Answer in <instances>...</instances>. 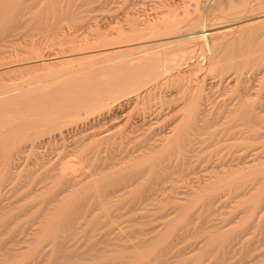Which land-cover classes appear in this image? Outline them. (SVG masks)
Returning a JSON list of instances; mask_svg holds the SVG:
<instances>
[{
    "label": "bare ground",
    "instance_id": "obj_1",
    "mask_svg": "<svg viewBox=\"0 0 264 264\" xmlns=\"http://www.w3.org/2000/svg\"><path fill=\"white\" fill-rule=\"evenodd\" d=\"M13 1H11V3ZM6 3H7V1L0 0V14H2V12L8 7V6L6 8L4 7V5H6ZM14 3L16 4V2H14ZM188 5L189 6H187V5L185 6L186 8H182L178 11H172V10L170 11L169 10L170 13L167 12L168 10H165L168 13V15H163L162 17L156 15L157 18L155 20H153V22H152V20H151V22H148L149 21L148 20L146 23L143 24V26L142 25H135L134 22H133L134 25H132L130 23L132 26L129 27V25H128L129 29H126L128 31V33H125L126 30L124 28L125 31L124 30L122 32L119 31L118 33H115V35L113 34L116 39H119L120 37H122L123 39L125 38L124 40L121 38L122 40L119 39L121 41L114 42L116 44L110 45V43H111V41H110L109 45L102 44V46L103 45H105V46H103V47H101V46L92 47V46H89L91 44V43H89L90 41H88V42L86 41L87 45L89 43V45H88L89 49L87 48V50L86 49L83 50L80 48L81 51H78V52H73V53H68V54L65 53V54H62L60 56L58 55V57L56 56L57 62L56 61H50L49 62V59L53 60L55 58V57L52 58L50 55H49L50 57H46V58L42 57V59L41 58L36 59L35 63H40V64L45 66V67H43L40 65L41 67H43L44 69L46 68L45 70H42L45 72L40 71L43 74H39V75L37 74L36 76L29 77V78L27 77L28 79L26 78L22 81L19 80V82L11 81V83H3L4 81L3 82L1 81V83H0V197H1V200H0V216L3 219L2 223L4 224V228L14 229V228L18 227V225L20 223L18 221V217L20 215L30 213L33 208H36L35 206L32 208L31 206H33V205H30V207H27V208H23V206H20V207H22V208H20L22 210V212L20 211V215L16 217V213L14 214L13 213L14 209H12L15 206L12 208L10 206L5 207L4 205H2V202H1L4 199V193H6V192H4V188L6 187L7 182L9 183V181L13 178L12 169L13 168L14 169H23L24 166L22 165L23 167H21V164H23V163H20L18 161L20 160L19 158H23L22 156L26 155L24 158L27 157L29 159V163L27 165V167L29 166V168L27 170L24 169L25 172L24 171L23 172L25 174H21V175L23 177H26V179H28L29 181L31 180L30 182H33L34 187H32V190L29 192L28 190H26L28 187H25L26 188L25 189L22 186L25 189V191H23V192H25V193L27 191L29 192L28 195L31 197V198L29 197L30 201L38 199V198L41 199L40 202H38L39 204L38 203L35 204V205H40L39 208H37L36 210L33 211V213L36 214V217H34L32 215L33 216L32 220L37 221L38 219L36 220V218H39L40 221L38 220L36 222V226L34 225V227H33V225H31V228L33 227L32 229L30 227H28L26 224V228L27 229L30 228L33 235H35L34 239H33V244L29 245V246H33L31 248L33 249L32 250L33 252L36 251V252H34L35 254L36 253L40 254L41 251L43 252V250L45 249L44 247H46L48 244H50V246H52V244L55 243V246H56V243H58L60 239H61L60 243L57 244L59 247L58 250H60V249L64 250L65 249L63 247L64 246L63 244H65V242H66V244L71 243L69 241L72 239H69L68 236L71 235L73 232L75 233V231L71 232L70 227H72L74 230L75 229L77 230V228H79V226H82V225H80V221L78 219L80 217H77V216L73 217L72 212L74 214V207L79 202L81 203V201H83L84 199H87L86 197H89L90 195H92L90 199H92V200L94 199V201H95V202L92 201V202H94V204L93 203L91 204L93 207L88 208L91 206H88V207L83 206L84 208H82V206H81L79 208V210L82 208L81 210L85 211V212L79 211V213L81 212V216H84L87 219L89 217L88 220H90V223H92L94 220L99 218L98 215L95 216L96 215L94 213L95 209L96 210H98L99 208H102L103 210L106 209V208H104L105 205L103 204L104 200L102 197H105L107 199V196H108L109 200H111L110 199L111 197H109V196L113 195L114 193L117 192V194H119V193L120 194L117 195L116 197H122V196L125 197L127 195L126 198L128 199V195H130L131 197H133V199L135 198L134 202H136V199L140 198L138 201L140 203V202H144V199L147 202L149 197L156 196L158 194V191L164 189V186H165V188L168 187V185L166 186V184H164V183H166L165 181L169 180V177H170L169 173L171 171H168V170L171 167L172 171H173V169H174L173 167H175L174 164L176 162H178L176 157H178V159H180V155H181L180 153L181 152L175 154V156L173 155V157L176 158V160H177V161L175 160L176 162L174 161L175 163L173 164L174 165L173 167H172L171 162H173L172 160H174V159L172 157L170 160V156H169L171 154H167L168 155L167 157H162V156L166 155V151L168 152V151L172 150L171 152L173 153L174 150H179V149L183 153L186 152V154H188V152H191L190 151L191 147H195V143H192L193 146H190V143L192 141H194L195 137H201V136L196 135L194 138L189 137L190 136L189 134H191L190 129H192L193 122L195 120H200L205 124L208 123V120L205 118L207 115L206 114L207 110H205L203 107H200V105L204 103L203 99H201L200 88H191L190 91H188L182 97L173 96L171 94L172 96L169 97L170 99L168 98L169 99L168 103L171 102L174 104V101H179L180 99H182L184 106L186 105L184 108L185 113H183L184 115L179 116V118H180L179 121H177L175 119L174 121L167 123L165 125V128H167V130H165L166 132H160L161 130L159 131L160 133L158 132L160 135L159 138L157 136L156 137L154 136L156 131L153 132V134H154L153 136L155 137L153 139L154 140L156 138L158 139V140L156 139V142H153L152 141L153 139L151 140L150 137H148L149 135H147L146 133H145V135H147L148 140L150 139L149 142L146 139L147 137L144 135L142 136L144 138V140L139 139L141 137L138 135L141 132L140 130H139L140 132L138 131L139 132L138 134H135V132H137V130L139 128H142V126L144 124L145 125L149 124V122H147L148 119H146V118L148 117L147 116L148 113L150 114L151 112H149L147 110H149L148 109L149 108V100L151 99V93H153L152 92L153 88L148 87L149 83L157 81V79H160V77H161V79H164V81H165L164 82L162 80L163 84L164 83L171 84V83L176 82L177 78L173 77V74H174L173 70L176 71L177 70L176 68L180 65V63H183L181 61L183 59L182 58L183 56L185 57V59H187V58L189 59L191 57H192V59L194 58V60H192V62H191V63H193L194 67L195 68H204V70H207V71L216 70V72H218V71L221 72V71H224L226 69L227 70L230 69L229 71L234 69L235 71H237V72L239 71V73H240V71H242L243 69H247L248 66H255V65H260V64H263V66H264V54H261V53L255 54L258 50V47H257V44H258L257 40L259 39L258 37L259 36L262 37L264 35V0H200V1H197L194 3L192 2V4H188ZM12 7H13V4H12ZM170 8H171V6H170ZM6 11H7V9H6ZM10 13H12L11 10H10ZM5 15H6V13H5ZM6 16H9V15H6ZM3 18H5V17H3ZM6 20L7 19L4 20L2 26H4ZM7 22L8 21H6V23ZM48 23H50V22H48ZM12 24L14 26L13 22H12ZM6 28H7V25H6ZM48 28H50V26ZM8 29H9V27H8ZM204 34H206V36H207L206 41L203 40ZM104 36L105 37H103V35H102L101 39H103V38L106 39V36H108V34H105ZM108 37H107V39H108ZM114 37L112 39H115ZM107 39L105 41H108ZM102 41H104V40H102ZM90 47H92V48H90ZM262 47H263V45H262ZM26 48H28V47H26ZM61 48H62V46H61ZM33 49L35 50V47ZM38 53H41V52L38 51ZM45 55H47V54H45ZM32 58H33V56H32ZM25 59L27 60L26 57H25ZM33 60H32V62H30V61H23V62L26 63L25 64L26 67L27 66L30 67L33 65L32 64L34 62ZM186 61H188V60H186ZM13 62H14V60H13ZM54 62H56L59 66L69 64V63L71 64L73 62H77V63L67 65V66H63L62 69H60V71H58V72H55V71L50 72L49 71L50 68L52 69L51 65L53 67L55 65ZM3 64L5 65L6 62H3ZM48 66L50 68H47ZM0 67H1V65H0ZM11 68H13V67H11ZM11 68H10V70H11ZM18 68H19V66H18ZM6 70H8V68ZM46 70H48V71L46 72ZM191 71H193V70H191ZM183 72L185 73V71H183ZM31 74H33V73H31ZM221 74H222V72H221ZM22 79H23V77H22ZM179 79H182V78L179 77ZM8 82H10V81H8ZM158 83H159V81H158ZM166 84H164V85H166ZM235 85H237V84H235ZM166 87H167V85H166ZM249 90H250V88H249ZM262 90H264V89H262ZM153 91H154V89H153ZM171 91H173V90H171ZM259 91H258L257 96L260 95ZM228 93H230V92H228ZM244 93H245V91H244ZM248 93L250 94L251 92H248ZM152 95H155V94H152ZM167 97H165V99H164L165 101H167L166 100ZM261 97H259V98H261ZM152 98H153V96H152ZM233 98H235V97H233ZM249 98H251L250 95H249ZM263 98H264V96H263ZM200 99H201V102H203L201 104H200ZM254 100H255V103H258V101H257L258 98H257V100L256 99H254ZM250 101H251V99L247 103L250 104L249 103ZM239 102L241 103V101H239ZM246 102H245V104H246ZM165 103H167V102H165ZM175 103H177V102H175ZM170 104H167V105H170ZM241 104L243 105L244 103H241ZM245 104L243 106H245ZM132 105H134V106L139 105L140 106V107H137L135 109L134 115L137 114L136 116H134L135 121H134L133 116H131V115H133L131 112L132 111L131 110ZM202 106H204V105H202ZM237 106L240 108V106L237 104L236 109H237ZM250 106L251 107L253 106V108L256 111V108H255L256 105L254 106V105L250 104ZM206 108L208 109V106H206ZM229 108L227 109V112H229V111L231 112V109H229ZM241 108L243 111L244 110L246 111V113L243 112L245 114L243 118L246 117L245 120H248L247 124H249L248 122L249 121L251 122V119H247V117H248L247 112H249V110L247 111L246 109H243V107H241ZM169 109H171V107ZM242 110H241V112H239L240 109L235 111V113H237V114H235L236 119H237V117L239 118V116H237V115H238V113H242ZM178 111H179V109L177 110V112ZM261 112H260V114H261ZM170 114L173 115L175 113H170ZM167 115H169V114L167 113ZM253 115H254L253 119L255 117H257V115L255 113H252V116ZM165 116H166V114H165ZM176 116H177V113H176ZM168 117L169 116H166L167 120H169ZM240 117H241V115H240ZM132 118H133V121L131 120ZM258 118L259 119L261 118V120H260L261 122L259 121V119H255L254 121L253 120L252 121L255 122L257 120V121H259L260 124L262 123V125H264V122L262 121L264 118L259 117V116H258ZM229 120L231 121V119H229ZM136 122L137 123L140 122L142 125L136 124ZM238 123H241V122L237 121V124H236L237 126H235V123H234V126H235V127H233L234 130H235V128H237L239 126ZM217 124H218V122H217ZM227 124H229V122ZM258 124H257V127L259 126ZM138 125H141V127L139 126V128H138L137 127ZM157 125H159V124H157ZM161 125H162V122H161ZM213 125H216V123H214ZM250 125H251V128L254 127V129H255L254 124H249V126ZM240 126H241V124H240ZM246 126H245V128H248ZM144 127L145 126H143V128ZM152 127L153 126L151 125L150 127H147V128L148 129L150 128L152 130ZM211 127H213V126H211ZM227 127H229V125ZM230 127H231V124H230ZM143 128H142V132H143ZM258 128H260V127H258ZM207 129L210 130L212 128L207 127ZM207 129H206V131H207ZM144 130H145V128H144ZM237 130L238 129H236V132H235L231 129L230 134L232 135L233 132L237 133ZM149 131L150 130H148L147 133ZM215 131L216 130H214L213 132H215ZM254 131H256V129ZM150 132H152V131H150ZM257 132H258V130H257ZM261 132H263V131H261ZM161 133H164V134H161ZM215 133H213V135ZM242 133H244V132H241V134ZM251 133L252 134H250V135H252L253 138L257 135V133H254V132H251ZM196 134H198V133L196 132ZM241 134H235V136L233 138L234 141H236L237 139L240 140L242 135H243V134L242 135ZM141 135H142V133H141ZM200 135H204V131H203V133H200ZM208 135H210V133ZM215 135H217V133ZM219 135H221L220 131H219ZM219 135H218V137H219ZM239 135H241V136H239ZM253 135H255V136H253ZM263 135H264V133H263ZM225 136H226V134L223 137H225ZM246 136H249V135H246ZM246 136L243 135V137H246ZM223 137H222V139H224ZM204 138H206V137H204ZM250 138H251V136H250ZM145 139L147 140V142L145 141ZM199 139H201V138H198V139L196 138L197 146H198L199 141L200 142L203 141V140L201 141ZM208 139L210 140V138H208V136H207V140ZM247 139L244 138L245 141ZM207 140L204 139L203 142L206 143ZM250 140H252V139H250ZM259 140H261V139H259ZM255 141H256V139H254V142ZM241 142H242V140H241ZM249 142L251 143V141L244 142V143H249ZM212 143L210 144L211 147L214 144V143L213 144ZM237 143H238V140H237V142H235V144H237ZM239 143H240V141H239ZM218 144L221 145V143H218ZM252 144H253V141H252ZM182 146L185 147L184 149L187 151H188V149H186V148H189V151L187 152L184 149H181ZM241 146H239V148ZM243 146H245V145H243ZM198 148H200V147H198ZM191 150H193V148ZM213 150H214V148H213ZM221 150H223V149L221 148ZM226 150H227V148H226ZM256 150H258V149H256ZM216 152L219 154L218 149H216V151H214L215 154H216ZM183 153H182V155H183ZM247 153H248V151H247ZM209 154H210V152H209ZM182 155H181V160H179V162H178V166L180 167V169L179 168L177 169L175 167L176 170H174L177 173L180 172L178 170H181V166L179 165L180 161H182V163H184L183 162L184 159H182L183 158ZM189 155H188V157H189ZM250 155H251V157L252 156L254 157V155H255V157L252 159V161H250L249 159H248L249 161L247 160L248 164L252 162L251 166L252 167L254 166L253 169L250 172H247L248 174L247 173H246V175L243 174L242 171L246 172V170L249 167L248 165H246L247 163H245V166L247 168L245 167L244 170L242 168L241 169L242 171H238V169H237L236 173L238 172V175H235L233 178H230L228 180L226 178L227 181L224 182L225 184H223V185H229V188L231 189L232 185H236L234 183L235 182L237 183V181H238V183H237L238 189L239 188L241 189V186L243 184H244L243 186L245 188H246V186L249 188V189L247 188L249 190V192H246L245 188L241 189V191L238 190V191H240V192L237 191L238 195H244L245 196L244 198L252 196L251 192H254L257 195L256 200L254 198L252 200V202H250V204H253V207H252V205H249L250 207H252L251 209H248V210H250L249 215L247 213L245 215L246 218L244 215H241V218H242V219H240L241 225L243 224L242 222L246 223V221H247L246 219L250 218L249 220L253 221L254 218L251 219V216H252L251 214H254L257 211L256 209L262 208V207L260 208V206L258 207V205H257L258 203H260V205H262V203L264 202V160L262 159L261 154H258V153L256 154L254 152V155H252V154H250ZM232 157H233V155H232ZM244 157L245 156H243V158ZM248 157H249V155L246 158H248ZM163 158H167V160L169 158V160L164 163L165 160H162ZM221 158H223V157H221ZM246 158L242 159V157H241V159L243 161ZM239 159H240V156H239ZM218 160H220V159H218ZM231 160H230V165H232L231 162H233ZM254 160H255V162H257L256 165H253ZM256 160H258V161H256ZM24 161H25V159H24ZM234 161H235V159H234ZM236 161L239 162V160H237V159H236ZM243 161H241V162L244 163ZM217 162H218L219 166H221L223 163V161H222V163H219V161H217ZM188 163L190 164V161ZM234 163L232 166H234ZM215 164H217V163H214V166L212 165L214 168V169L211 168L212 172H215L214 170L217 169ZM218 164H217V166H218ZM236 164H235V167L237 166L240 169L239 166H241V165L239 163H238L239 166H238V164L237 165ZM183 165H182V168H184V166H185V165L184 166ZM242 165L244 166V164H242ZM176 166H177V163H176ZM232 166H231V169H234ZM189 167H192V166L189 165ZM199 167H200V165H199ZM222 167L223 166H221V169H222ZM252 167H249V168H252ZM184 169H187V168L185 167ZM191 169H193V168H191ZM174 171L171 172V174H172L171 176L176 174V173H174ZM219 171H220V168H219ZM233 171L234 170H232V172ZM184 172H185V170H184ZM216 172L215 173L218 174L222 171H220V172L216 171ZM226 172H227V169H226ZM239 172H240V175H239ZM20 173H22V172H20ZM189 174H190V176L193 175V174H191L190 171H189ZM179 175H177V176L175 175V176L176 177L179 176V178H180L182 175V177H184L181 172L179 173ZM210 175H213V174L211 173ZM210 175H207V176H210ZM229 175H231V174H229ZM241 175L243 176L242 178H241ZM207 176H206V179H208ZM221 176H223V175L218 174L217 176H215V175L210 176V178L208 179L209 183L212 185L211 182L214 181L212 177H215L214 179H216V182L215 181L214 182L216 184L220 183L221 181H223L225 179V178H223V180H221L220 179ZM237 176H239V178ZM249 176H251V177L249 178ZM171 178H174V177H171ZM184 178H187V177H184ZM201 178H200L201 180L197 179V181H196L197 183L195 182L196 184H194V189L196 187L197 190L199 188H200L199 190H201L202 189L201 187L208 185L207 181L204 180L203 177H201ZM248 178H249V180H248ZM17 179H19V178H17ZM28 180L26 183H24V186H26L27 183H29ZM172 180L170 179L169 181L172 182ZM217 180H219V181H217ZM241 180H243V182L240 185H238L240 183L239 181H241ZM244 180H245V182H244ZM232 181H234V183ZM174 182L177 183V181H174ZM179 182H180V180H179ZM175 183H173L171 185H174ZM11 184H12V182H10L9 185L11 186ZM30 184H32V183H29L28 185H30ZM109 184L111 187L109 189L105 188V187H109L108 186ZM188 184H189V181H188ZM214 184L212 186L216 185V184L215 185ZM221 184H219V185L217 184V185L220 187ZM33 185H31V186H33ZM230 185H231V187H230ZM175 186H174V188H173V186H171V187L173 189H175L176 188ZM191 186H189V187H191ZM237 186H235V187H237ZM103 187L106 190H104V191H103V189L101 190V188H103ZM217 187L215 186V188H217ZM221 187H222V185H221ZM168 188H170V187H168ZM211 188L213 190V187H211ZM215 188H214V190H215ZM29 189H31V188H29ZM142 189H144V190L141 192ZM173 189H170V190H173ZM192 189H193V187H192ZM194 189L192 191L189 190V193L194 192L193 193L194 195H195V193L199 194V190L197 192V190L195 189V191H196L195 192ZM209 189H206V190H209ZM233 189H234V187H233ZM235 189L237 190V188H235ZM206 190L204 189L202 192L200 191V193L204 194ZM217 190L219 191V189H217ZM217 190H216V194H218ZM19 191L20 190H18V192ZM121 191H123V192H121ZM166 191L168 192V190H166ZM166 191H163V193ZM210 191H211V189H210ZM213 191L210 193H213ZM177 192H179V191H177ZM88 193H90L89 196H87ZM159 193L161 195V192H159ZM171 193H172V191L168 192V194L171 195L170 197L174 198L173 196H175V195L172 196ZM210 193H208L209 196H210ZM247 193H249L250 196H248ZM216 194H212V196L210 197V199L212 201L208 200L209 202L207 203V205H209L210 202L217 200L218 195L216 196ZM9 195H12V193H10ZM137 195L139 198L138 197L136 198ZM164 195L165 194H163V196ZM182 195H185V194L183 193ZM190 195H191V193H190ZM220 195H221V192H220ZM188 196H189V194H188ZM196 196L202 197V195H199V196L196 195ZM204 196H207V194H204ZM234 196H235V194H234ZM156 197H154V201H155ZM168 197H166V198L162 197L163 198L162 201H164V199L168 200ZM189 197H191V196H189ZM192 197L194 198L193 195H192ZM203 197H202V199H203V201H205L203 203L206 204L207 201ZM113 198L115 199L114 195H113ZM159 198H157V199H159ZM162 198H160V200ZM182 198H184V197L182 196ZM182 198H179V199H182ZM90 199H89V201L91 203ZM127 199H125V200H127ZM142 199H143V201H141ZM240 199H241V197H240ZM7 200L5 202H7ZM109 200L107 201L108 205L110 202H113L112 200L109 202ZM118 200H119V198H118ZM149 200H152V202H153V199H149ZM160 200H156V201H160ZM183 200L184 199H182V201ZM191 200L192 199H190V201ZM193 200H194V202H191V203H193V205H194L195 199H193ZM198 200L199 199H197L196 202H198ZM237 200H238V198H237ZM244 200H246V199H244ZM244 200H242V202L241 201L240 202L245 204L246 201H247L246 203H248V201H251L248 199L246 201H244ZM10 201L11 200L9 199V202ZM123 201H122V203L125 202V201L124 202ZM179 201H177V203H176V208L181 207L182 205H183L182 206L183 208L185 206H186L185 208H187V205H186L187 200H186V203H179ZM259 201H262V202H259ZM5 202H3V203H5ZM100 202H103L101 205H104V206L103 207L102 206L101 207H99V206L95 207V205L96 204L98 205ZM114 202H113V204H115ZM118 202L121 203L120 201H118ZM165 202H167V201H165ZM200 202L201 201H199L198 203H200ZM15 203L16 202H14V204ZM88 203L89 202H87V204ZM128 203H127V205H128ZM162 203L163 202H161L160 205H162ZM178 203L180 206L179 205L177 206ZM10 204H11V202H10ZM201 204H202V202H201ZM5 205H7V204H5ZM21 205H23V204H21ZM110 205H112V204L110 203ZM157 205H156V207H157ZM233 205H235V204H233ZM246 205L248 206V204H246ZM133 206H131V207H133ZM148 206H150V205H148ZM211 206L212 205L210 204L209 209L212 208ZM97 207H98V209H97ZM188 207L190 208V206H188ZM214 207H215V205H214ZM85 208H86V210H85ZM107 208L112 209V207H110V206H108ZM140 208H141V206H140ZM165 208L166 207L164 205L163 209H165ZM176 208H175V210L177 212L178 209H176ZM137 209H135V210H137ZM163 209H162V213H163ZM179 209H182V208H179ZM191 209H192V207H191ZM100 210L101 209H99V211H98L99 214L104 212L103 216L105 217L107 214V213L105 214V210L103 212ZM116 210H118V209H116ZM120 210L122 211L123 209H120ZM155 210H157V209H155ZM159 210L160 209H158V211ZM194 210L195 209H193V213L196 215L197 212L195 213ZM262 210H264V208ZM18 211H19V208H18ZM142 211H143V209H142ZM179 211H178V213L182 214L183 209L180 212ZM106 212H110V211L108 210ZM132 212L133 211H131L130 213L132 214ZM167 212H169V211L167 210ZM167 212L165 214H167ZM70 213L72 216L69 215ZM77 213H78V211H77ZM113 213H114V211H113ZM257 213H258V211H257ZM121 214H122V212H121ZM172 214H174V213H172ZM190 214L192 216H194V214H192V212H190ZM190 214H189V216H191ZM207 214H206V217H207ZM258 214L261 215L262 213L261 214L258 213ZM109 215L111 217V213ZM109 215H107V217H109ZM163 215H164V213H163ZM169 215H165V216H169ZM176 215L177 214L172 215V218H171L172 221L171 222L175 221L174 219H175ZM201 215H200V218L202 220ZM79 216H80V214H79ZM173 216H175V217L173 218ZM180 216L181 215H179V221L181 220V222H182L183 221L182 219H184V218L180 219ZM234 216H235V214H234ZM68 217H73V218H69V223L66 221V218L68 219ZM113 217L116 218L115 214ZM119 217L120 216L118 215V218ZM160 217L162 219V216H160ZM203 217H205V216L203 215ZM165 218H164V221L166 222ZM188 218H185L186 220L184 219L185 222L183 221V223H181V222L180 223L184 224V226L187 225V223L189 222V221H187ZM110 219H106V220L110 221ZM167 219H168V217H167ZM191 219L192 218L190 217V220ZM255 219H256L255 221H257L258 219H261V222L264 223V219L261 217L260 218L257 217ZM262 219H263V221H262ZM29 220L26 219V221H29ZM197 220L201 221L199 218ZM197 220L192 219V222L193 221L197 222ZM258 221H260V220H258ZM15 222H16V224H14ZM86 222H87V224L86 223H84V224L89 225L88 221H86ZM110 222L112 223V221H110ZM171 222H168L167 225L169 223L175 224L178 222V220L176 222H173V223H171ZM204 222H206L205 219L203 220V222H199V223H204ZM261 222H259V223L261 224ZM26 223H28V222H26ZM66 223H68L69 231L66 230V232L65 231L63 232V230H62V228H60V226L63 227V225L64 224L66 225ZM111 223H109V224L111 225ZM137 223L140 224L139 222H137ZM249 223H250V221H249ZM249 223H246V225L244 227L246 228L247 226H249ZM132 224H133V222H132ZM181 224H180V228H181ZM237 224L239 225V222H237ZM253 224H252V222L250 223V225H253ZM255 224H257V223H255ZM20 225L22 228L21 223H20ZM93 225H95V224H93ZM120 225H122V224H120ZM193 225H195V224L193 223ZM243 225H242V227H243ZM174 226L175 225L166 226L165 230L168 227L169 228L166 230V232L163 231L164 233H163V235H161L162 237H159V238L148 237L149 239H147V240L146 239H144V240L142 239L143 241L139 240L140 243L136 242V244H135L136 246L134 245V248L132 246H131V248L128 247V248H130L129 251L132 249L133 250L132 252L134 254L132 253L133 254L132 258L130 257L131 255L129 256L130 258H128L127 256L129 255V253L131 251L127 252L128 253V255L126 256L127 258L125 257V260H124V261H126L125 264L129 260L130 261L132 260V261H131V263H127V264H141L143 261H144V264L146 261L148 263V261H150V259L152 257V255H151L152 252L155 251V253H156L157 250H160L157 253V254H160V253H162V249H164V248H165V250L167 249V252L165 251L167 254L169 252L168 247L171 245L168 246V245H164V244H167L168 238H171L170 237L171 235H175L172 233H176V231L174 232V230H177L176 227H178L179 225L175 226V227ZM201 226L199 227L200 229L197 227L200 232H202L201 230H203V232L207 231L206 229H208V228H207L205 223L203 224L204 228L202 227V229H201ZM210 226H212V225H210ZM215 226H218V225H215ZM162 227H163V225H162ZM183 227H182V229H183ZM188 227H189V224H188ZM261 227L262 226H260L259 229L264 230V228L261 229ZM263 227H264V225H263ZM21 228H18V229H21ZM185 228L186 227H184V229ZM233 228H235V227H233ZM209 229H208V231H209ZM230 229H232V227ZM89 230L91 231V229H89ZM212 230H213V228H212ZM239 230L242 232L241 229H239ZM10 231H13V230H10ZM20 231H23V228ZM189 231L191 232V230H189ZM189 231L187 230L184 233L187 235L190 233ZM240 231H238L236 229V232L240 233ZM0 232H2V231H0ZM3 232H6V231H3ZM7 232H9V231H7ZM93 232H94V230H93ZM187 232H189V233H187ZM218 232H220V234H222V237L224 238V234L221 233V230ZM223 232H225L226 236L228 238H230L229 240H232L234 238V236H231V231H229L230 234L228 233V231L226 232L225 230ZM91 233L89 234L90 236L93 235ZM106 233H105V235H107ZM143 233H145V230ZM207 233L208 232H205L206 235H207ZM262 233H264V231H262ZM10 234H11V232H10ZM178 234H177V237H179ZM220 234H217L218 236L215 235L213 237L206 236V238L208 237L209 239L207 238L208 239L207 244H206L207 246L204 245V247L206 246L209 248L210 246H213L214 243H216V241L218 242L220 240V238H222L220 236ZM228 234L233 238L229 237ZM233 234H234V232H233ZM236 234H235V236H236ZM246 234H243V235H246ZM75 235L78 236V234H75ZM105 235L103 234L104 238H105ZM181 235H183V234H181ZM189 235L192 236V232ZM189 235L186 236V239L187 238L189 239ZM50 236H52L54 238H55V236H58L60 239H58V242H57V240H55L54 238L52 240V238ZM115 236H117V235H115ZM115 236H114V239H115ZM127 236H129V235H127ZM191 236H190V238H191ZM226 236H225V239H226ZM262 236H263V234L261 235L260 239H264V238H262ZM29 237H30V235H29ZM118 237H119V234H118ZM120 237H122V236L120 235ZM180 237H179V240L182 239L181 241H183L182 236H180ZM193 237H194V235H193ZM49 238H50V240H52L51 241L52 244L49 243V241H48ZM66 238H68V239H66ZM104 238L99 239V242H100V240H102L103 243L108 242L107 241L108 238L106 237L107 240H104ZM173 238L174 237L172 236V239ZM201 238H203V237H201ZM206 238H204L205 240L203 239L204 243H206L205 242L207 240ZM223 238L221 241L222 243L224 240ZM44 239L47 241H45ZM109 239L112 240L111 237H109ZM121 239L122 238H120L119 240H121ZM123 239H125L124 236H123ZM154 239H156V240H154ZM242 239L243 238H241V237L238 238V240L241 243H243V241L245 243V240L244 239L242 240ZM117 240H118V238H117ZM44 241L47 243L42 244ZM148 241L151 243H154V244H151L150 248H146V247H149V245H150V243ZM174 241H175L174 243H176V240H174ZM226 241H228V240L226 239ZM146 243H149V244H148V246L146 245V247H145L144 244H146ZM174 243H173V245H174ZM225 243H223V244H225ZM249 243H250V241H249ZM115 244H119V242L116 243V239H115ZM115 244H113V246ZM123 244H124V242H123ZM178 244H179V242H178ZM229 244L231 246V242ZM229 244H227V245L229 246ZM61 245H62V247H61ZM94 245H96V244L94 243ZM94 245L90 246V248L96 247ZM107 245H109V244H107ZM143 245L145 248L143 247ZM221 245H218L219 248ZM70 246H71L70 248L72 249V245H70ZM164 246H166V247L168 246V247L166 248ZM225 246H226V244H225ZM234 246H232V247H234ZM2 247H3V243H2ZM115 247H117V245ZM141 247H142V249H141ZM159 247H160V249H158ZM187 247H188V245H187ZM195 247H197V245ZM195 247L193 249H195ZM216 247H217V245H216ZM31 248H29V249H31ZM108 248H109V246H108ZM119 248H124V247H123V245H122V247H121V245H120V247L118 245L117 249H119ZM143 248L146 250H143ZM172 248H173V246H172ZM189 248H191V247H189ZM229 248H231V247H229ZM47 249H45V250H47ZM53 249H52L51 253L53 252ZM67 249H68V251H67ZM67 249L65 250L67 252L60 251V256L56 257L53 260V263L55 262L56 259H60L62 256H64V254L66 255L67 253H69L66 256L67 257L71 256V254L73 252H70L69 248H67ZM89 249L87 250V252H89L91 250V249L90 250ZM138 249H141V250H138ZM183 249L185 250V248H183ZM183 249H180V251L181 250L184 251ZM201 249H199L198 251L202 252ZM217 249H218V247H217ZM251 249L244 248L242 250L243 251L245 250L246 253H244V254H248L249 252L247 253V251H252ZM115 250H116V248H115ZM120 250H118L119 255H121L120 252L124 251V249H120ZM170 250H171V248H170ZM209 250L211 251L210 248H209ZM242 250L240 252L243 253ZM75 251H74V255H76ZM100 251H102V250L99 249L98 252H100ZM118 251L115 253H118ZM127 251H128V249H127ZM2 252L4 253L5 251L2 250ZM10 252H12V251H10ZM10 252H8V253L10 254ZM27 252H29V251H27ZM27 252H26V254H27ZM49 252L50 251H48V253ZM63 252H65V253H63ZM102 252L104 253V250ZM163 252H164V250H163ZM195 252H197V251H195ZM115 253H113V254L116 255V257L119 256ZM177 253H175V255L177 254L176 256H181V253H179V252H177ZM204 253L206 254V252H203L201 254H204ZM214 253H217V251ZM4 254H6V253H4ZM9 254H7V255H9ZM35 254H34V256H35ZM89 254H90V252H89ZM124 254L125 253H123L122 255H124ZM169 254L170 253H168L167 256ZM201 254H200V256L197 257L198 259L196 257H192V259H191L192 263L191 262L190 263L194 264L193 258H196L195 264H199L200 262H203L202 256L204 257L205 254L204 255H201ZM222 254L223 253H221V255ZM225 254H228V252L226 251ZM229 254L232 255V253H230V252H229ZM10 255L12 256L13 254L11 253ZM18 255H20V253ZM52 255H53V253H52ZM74 255L72 256V258L74 257ZM149 255H151V257ZM162 255H163V253L161 254V256ZM195 255H198V254L196 253ZM29 256H30V254H29ZM89 256H91V255H89ZM94 256L95 255H93V259L91 258L92 257L91 256L90 259H88L87 261L94 260L95 259ZM188 256L191 257V254ZM249 256H250V254H249ZM253 256H251V257H253ZM157 257H156L155 261H152L155 258H153L151 260L152 263L155 262L157 264H161V263L166 264V260H164L165 256H162L161 258L158 257L159 259H157ZM215 257H217V256H215ZM1 258H2V256H1ZM64 258H66V257L64 256ZM68 258H70V257H68ZM115 258H112V259H115ZM168 258H169V256H168ZM187 258H186V261L184 262L186 264L189 263L187 260H190V258H188V259ZM206 258H207V256H206ZM222 258L223 257H221V259ZM246 258L247 257H245V256L244 257L242 256V258L240 257V259H246ZM255 258H256V256H255ZM33 259H37V258L33 257ZM86 259H85V261H86ZM146 259H149V260H146ZM224 259H225V257H224ZM6 260H8V259H6ZM83 260H84V258H83ZM115 260H117V259H115ZM118 260L121 261L122 259H118ZM157 260H159V261L157 262ZM180 260H181V257H180ZM36 261H39V260L37 259ZM70 261L73 262V259ZM151 261H150V264H152ZM206 261H207V259H206ZM206 261L204 260V262H206ZM216 261L217 260H215V262ZM239 261L242 262L241 260H239ZM246 261L248 262V260H246ZM252 261L254 264V260H252ZM262 261H264V260H262ZM4 262H5V260L1 261V263H4ZM49 262H51V261H49ZM42 263H43V261H41L40 264H42ZM9 264H22L21 258L19 259V256H18V259H14ZM215 264H217V263H215ZM222 264H223V262H222ZM234 264H235V262H234Z\"/></svg>",
    "mask_w": 264,
    "mask_h": 264
},
{
    "label": "rangeland",
    "instance_id": "obj_2",
    "mask_svg": "<svg viewBox=\"0 0 264 264\" xmlns=\"http://www.w3.org/2000/svg\"><path fill=\"white\" fill-rule=\"evenodd\" d=\"M5 1H7V3H6V5H4V7L6 8L7 6V11H6V9L2 12V14L4 15H2V14H0V65H1V67H0V83H1V81L3 82V83H11V81H13V82H19V80H24V79H26L27 77L29 78V77H33V76H36L37 74L39 75V74H43L42 72H45V71H42V70H45L43 67H45L44 65H42V64H40V63H35V60L36 59H42V57L43 58H46V57H55L53 60H51V59H49V62L50 61H56L57 62V58H56V56L58 57V55L60 56V55H62V54H68V53H73V52H78V51H81L80 50V48L81 49H83V50H87V48L89 49V46H92V47H99V46H101V47H103V46H105V45H103L102 46V44H107V45H109V43H110V41H111V43H110V45H113V44H116V43H114V42H118V41H121L123 38L122 37H120L119 39H121V40H119V39H116L115 37H114V35H115V33H118L119 31L120 32H122L123 30H124V28H125V30L126 29H129V27L130 26H132V25H142L143 26V24L144 23H146L148 20V22H151V20H152V22H153V20H155L156 18H157V16H160V17H162L163 15H168V13H170V11L172 10V11H178V10H180V9H182V8H186L185 6L187 5V6H189L188 4H192V2L194 3V2H197V1H200V0H5ZM11 1H13L12 3H11ZM180 1V2H179ZM14 2H16V4L14 3ZM45 4H44V3ZM40 3V4H39ZM171 5H170V4ZM9 4V5H8ZM12 4H13V7H12ZM15 4V5H14ZM166 4V5H165ZM171 6V8H170V6ZM37 6V7H36ZM3 7V8H4ZM11 7V8H10ZM17 7V8H16ZM54 7V8H53ZM13 8V9H12ZM15 8V9H14ZM52 8V9H51ZM169 8V9H168ZM11 10V12L12 13H10V10ZM57 9V10H56ZM13 10V11H12ZM40 10V11H39ZM165 10H168L167 12L165 11ZM170 10V11H169ZM56 11V12H55ZM167 13H165V12ZM36 12V13H35ZM5 13H6V15H9V16H6L5 15ZM31 15V16H30ZM47 15V16H46ZM59 15V16H58ZM67 15V16H66ZM157 15V16H156ZM63 16V17H62ZM3 17H5V18H3ZM9 17V18H8ZM33 17V18H32ZM39 17V18H38ZM65 17V18H64ZM30 18V19H29ZM59 18V19H58ZM5 19H7L6 21H8L7 23H6V21H5V24H4V26H2L3 25V22H4V20ZM12 19V20H11ZM20 19V20H19ZM54 19V20H53ZM133 19V20H132ZM18 20V21H17ZM48 20V21H47ZM58 20V21H57ZM45 21V22H44ZM132 21V22H131ZM12 22L14 23V26H13V24H12ZM20 22V23H19ZM48 22H52L51 24L50 23H48ZM133 22H134V24H133ZM138 22V23H137ZM132 25H131V24ZM12 24V25H11ZM6 25H7V28H6ZM9 25V26H8ZM128 25H129V27H128ZM50 26V28H48V27ZM8 27H9V29H8ZM48 28V29H47ZM8 29V30H7ZM6 30V31H5ZM11 30V31H10ZM124 30V31H125ZM117 31V32H116ZM125 33H128V31L126 30L125 31ZM105 34H108V36H106V39H107V37H108V41H105L106 39H101V37H102V35H103V37H105L104 35ZM114 34V35H113ZM13 36V37H12ZM17 36V37H16ZM115 38V39H112L113 37ZM263 37V38H262ZM262 37H258L257 39V41H258V44H257V47H258V50H257V52L255 53V54H257V53H261V54H264V35L262 36ZM84 38V39H83ZM83 39V40H82ZM87 39V40H86ZM125 39V38H124ZM123 39V40H124ZM96 42H95V41ZM102 40H104V41H102ZM22 41V42H21ZM86 41L88 42V41H90L89 43H91L90 45H89V43H88V45H87V43H86ZM84 42V43H83ZM104 42V43H103ZM108 42V43H107ZM16 43V44H15ZM86 43V44H85ZM60 44V45H59ZM62 44V45H61ZM82 45V46H81ZM84 45V46H83ZM262 45H263V47H262ZM61 46H62V48H61ZM74 46V47H73ZM76 46V47H75ZM26 47H28V48H26ZM30 47V48H29ZM35 47V50L33 49ZM92 47H90V48H92ZM26 48V49H25ZM71 48V49H70ZM79 48V49H78ZM29 49V50H28ZM65 49V50H64ZM18 51V52H17ZM32 53H31V52ZM34 51V52H33ZM38 51H40L41 53H38ZM72 51V52H71ZM30 54H29V53ZM20 53V54H19ZM26 53V54H25ZM38 53V54H37ZM61 53V54H60ZM45 54H47V55H45ZM16 55V56H15ZM39 55V56H38ZM50 55V56H49ZM32 56H33V58H32ZM25 57L27 58V60L25 59ZM187 57V56H186ZM194 57V56H193ZM17 58V59H16ZM183 59L181 60L183 63H180V65L176 68L177 70L175 71V70H173V77L174 78H177V81L176 82H174V83H171V84H166V83H164V84H166L167 85V87H166V85H164L162 82L164 81V79H161V77H160V79H157V81H155V82H151V83H149V85H148V87L149 88H153L154 89V91H153V89H152V92L153 93H151V99L149 100V110H147V111H149V112H151L150 114L148 113V117L146 118V119H148V121L147 122H149V124H144L143 126H145L144 128H145V130H144V128H143V126H142V128H143V132H142V128H139V126L141 127V123L140 122H136V124H141V125H138L137 127L139 128H137L138 130H137V132H135V134H138L140 131V133L138 134L139 136H146L147 137V135H149L148 137H150V139L152 140L153 138H155L156 136L159 138L160 137V135H159V133L160 132H166L165 130H167V128H165V125L167 124V123H170L171 121H174L175 119L177 120V121H179L180 120V118H179V116H181V115H184L183 113H185V110H184V108H185V106H184V103H183V101H182V99H180L179 101H174V104L173 103H168V101H169V97H171L172 95L173 96H179V97H182L184 94H186L188 91H190V89L191 88H200V92H201V99H203V102H201V99H200V104L201 103H203V104H201L200 105V107H203L205 110H207V115H206V119L208 120V123L207 124H205V123H203L202 121H200V120H195L194 122H193V125H192V129H190V132H191V134H189L190 136L189 137H195L196 135H199V136H201V137H195L194 138V141H192L191 143H190V146H193V144L192 143H195V147H191V149L193 148V150H191L190 149V151L191 152H188L189 151V148H186V149H188V151L187 150H185L184 148L185 147H181V149H184L185 151H187L188 152V154H186V152H182L180 149L179 150H174L173 151V153L171 152V151H166V155H164V156H162V157H167L168 155L167 154H171V155H169L170 156V160H171V158L173 157V155L175 156V154H177V153H180L181 155H182V153H183V158L182 159H184V163H182V161H180V163H179V165L181 166V170H178V171H180L182 174H183V176L184 177H187V178H184V177H182V175H181V179L179 178V173L180 172H175L174 170H176V168L178 169H180V167L178 166V162H179V160H181V155H180V159H178V157H176L177 158V160H178V162H176L177 160H176V158H174L173 157V159L174 160H172L173 162H171V164H172V167L175 165V167H173L174 169H173V171H174V173H176V174H174L173 176H171L172 174H171V172H173L172 171V168L170 167V169L168 170V171H171L170 173H169V180L171 179H173L172 180V182L171 181H169V180H167V181H165L166 183H164V184H166V186L168 185V187H170V188H168V187H166L165 188V186H164V189H162V190H160V191H158V194L156 195V196H154V197H156L155 198V201H154V197L152 198V197H149L148 198V201L146 202V200L144 199V202H138L139 201V197H138V195L136 196V198L138 197L139 199H136V202H134L135 200V198L133 199V197H131L130 195H128V199L126 198L127 197V195L124 197V196H122V197H116L117 195H119V194H117V192L116 193H114L113 195H114V197H115V199L113 198V195H110L109 197H111L110 199L116 204H113V202H110L111 200H109V198H108V196H107V199L105 198V197H102L103 198V202H100L98 205L96 204L95 205V207L96 206H99V207H103L104 205H105V207L104 208H106V209H104L105 210V214H106V216L104 217L103 215V209L102 208H99V209H101L100 211H102L103 213H100L99 214V209H98V207H97V209L98 210H94V213L96 214H94L95 216H97L98 215V217L99 218H97L96 220H94L92 223H90V220H88L89 219V217H88V219L86 218V217H84V216H81V212L79 213V211H84V210H81L82 208H84L83 206H91V207H88V208H92L93 206L91 205L92 203L94 204V199L92 200V199H90L91 198V196L92 195H90L89 196V194L90 193H88L87 194V196H89V197H86L87 199H84L83 201H81V203L79 204H77L75 207L77 208H75L74 207V214H73V212H72V215H73V217L74 216H77V217H80V218H78L79 219V221H80V225H82V226H79V228H77V230L75 229H73L72 227H70V229H71V232L72 231H75V233L73 232L71 235H69L68 237H69V239H72V240H68L69 242H71V243H69V244H66V242H65V244L67 245H65V244H63L64 246V250H58V243H60V238L58 237V236H55V238L54 237H52V236H50L51 238H52V240H53V238L55 239V240H57V242H58V239H60L59 240V242L58 243H56V246H55V243H51V241L52 240H50V238L48 239V241H49V243H51L52 244V246H50V244H48L46 247H44L45 249H47L49 246V248L47 249V250H45L44 248V250H43V252L41 251L40 252V254L39 253H34V252H36V251H32L33 249L31 248V247H33V246H29V245H32L33 244V239H34V236L35 235H33V233L31 232V229L34 227V225L36 226V222L39 220L40 221V219L39 218H36V220L37 221H35V220H32L33 218V216L34 217H36V214H34L33 213V211L34 210H36L37 208H39V206L40 205H35V204H37L38 202H40V200L41 199H35V200H29V192L32 190V187H34V185H33V182H30L28 179H26V177H23L21 174H25L24 172H25V170L24 169H28L29 168V166L27 167V165H28V163H29V159L27 158H24L25 156H22L23 158H19L20 160L18 161V162H20V163H23V164H21V167H23L24 166V168L23 169H12V174H13V178L9 181V183L7 182V184H6V187L4 188V192H6V193H4V199H3V201H1L2 202V205H4L5 207L6 206H10L11 208L12 207H14V208H12V209H14V211H13V213L15 214L16 213V217L17 216H19L20 215V211L22 212V210L20 209V208H22V207H20V206H23V208H27V207H30V205H33V206H31L32 208L35 206L36 208H33L32 209V213L30 212V213H27V214H22V215H20L19 217H18V221L22 224V228H23V231H20L22 228H21V225H20V223H19V225H18V227H16V228H14V229H12V228H4V224L2 223L3 222V219H2V217L0 216V231H2V232H0V263H1V261H3V260H5V262L4 263H1V264H9L10 262H12L14 259H18V256H19V259L21 258V263L22 264H40L41 263V261H43V263L42 264H84L85 262V264H125V262L126 261H124L125 260V257L128 255V253L127 252H130L129 253V255L127 256L128 258H132V256H133V250L131 249L130 251H129V249L131 248V246L134 248V245L136 244V242L138 243H140V241L139 240H144V239H149L148 237H154V238H159V237H162L161 235H163V233L164 232H166V230L170 227H168L166 230H165V228H166V226H168V225H175V226H178V227H176L177 228V230H174V232L176 231V233L179 235V237L180 236H182V238H183V241H181V240H179V237H177V234L176 233H172V234H175V235H171L170 237L171 238H168V241L171 243L172 241V243L170 244L168 241H167V244H164V245H171V246H167L168 247V250H169V252L168 253H170L168 256H169V258H168V256H167V254H166V252H167V249L165 250V248L164 249H162V253H163V255L162 256H165V259L164 260H166V264H181L182 262V264H186V263H184L185 261H186V258L188 257V258H190V260H187L189 263L191 262L192 263V261H191V259H192V257H198V256H200V254L201 253H203V252H206V254L204 255V254H201V255H204V257L202 256V261L203 262H200L201 264H215V263H217V264H222V262H223V264H234V262H235V264H253V261L252 260H254V264L256 263V264H264V261H262V260H264V239H260V237H261V235L263 234V236H264V233H262V231H264V230H260L259 228H260V226H262L261 227V229H263L264 227H263V225H264V223L263 222H261V219H258V220H260V221H255L256 219L255 218H263L264 219V210H262L263 208H264V202L262 203V205H260V203H258L257 205H258V207L260 206V208L261 209H256L257 211H258V213H262L261 215H259L258 213H257V211L254 213V214H251L252 216H251V219H253L254 218V220L252 221V220H249V219H246L245 221H246V223H249V221H250V223L252 222V224L253 225H250V223H249V226H247L246 228L244 227L245 225H246V223H244V222H242L243 224V227H242V225L240 224V219H242L241 218V215H246L247 213H248V215H249V211L250 210H248V209H251L252 207H253V204H250V202H252V200L255 198V200H256V198H257V195H256V193H254V192H251V194H252V196H250L249 195V193H247L248 194V196H250V197H246V198H244L245 196L244 195H238L237 194V191L238 190H240L241 191V189H243V188H245L243 185V187L241 186V189L239 188L238 189V186H237V183H238V181H237V183L235 182L234 183V181H232L234 184H236V185H232V187H231V185H230V187H231V189L229 188V185H223V184H225L224 182H226L228 179H230V178H233L235 175H238V172L236 173V171H237V169H238V171H242L241 169L243 168V170L245 169V163H247L246 165H248L249 167H252L251 165V163H249L248 164V162H247V160L249 159L250 161H252V159L255 157V155H254V152L257 154H261V157H262V159L264 160V135H263V133H264V125H262V123L260 124L259 123V121L261 120V118L259 119L258 118V116L259 117H263L264 118V98H263V96H264V90H262V89H264V66H263V64H260V65H255V66H248V68L247 69H243L242 71H240V73H239V71L237 72V71H235L234 69L233 70H231V71H229L230 69H226V70H224V71H221L222 72V74H221V72L220 71H218V72H216V70H214V71H207V70H204V68H195L194 67V65H193V63H191L192 62V60H194V58L192 59V57L191 58H187V59H185V57L183 56L182 57ZM34 59V60H33ZM13 60H14V62H13ZM32 60L34 61L32 64V66H27L26 67V63L25 62H23V61H30V62H32ZM186 60H188V61H186ZM6 62V64L4 65L3 64V62ZM9 62V63H8ZM11 62V63H10ZM20 62V63H19ZM56 62H54L55 63V65H54V67L51 65V67H52V69L48 66L47 68H50V72H58V71H60V69H62V67L63 66H67V65H71V64H75V63H77V62H73V63H69V64H65V65H58ZM3 64V65H2ZM37 64V65H36ZM57 64V65H56ZM43 66V67H41V66ZM18 66H19V68H18ZM21 66V67H20ZM23 66V67H22ZM38 66V67H37ZM40 66V67H39ZM262 66V67H261ZM11 67H13V68H11ZM15 67V68H14ZM32 67V68H31ZM59 67V68H58ZM250 67V68H249ZM8 68V70H6ZM10 68H11V70H10ZM41 68V69H40ZM193 68V69H192ZM55 69V70H54ZM59 69V70H58ZM249 69V70H248ZM4 70V71H3ZM48 70H46V72L48 71ZM191 70H193V71H191ZM196 70V71H195ZM200 70V71H199ZM14 71V72H13ZM40 71H42V72H40ZM183 71H185V73L183 72ZM31 73H33V74H31ZM236 73V74H235ZM29 74V75H28ZM31 74V75H30ZM35 74V75H34ZM28 75V76H27ZM175 75V76H174ZM236 75V76H235ZM19 76V77H18ZM22 77H23V79H22ZM25 77V78H24ZM179 77L180 78H182V79H179ZM238 77V78H237ZM27 78V79H28ZM192 78V79H191ZM223 79V80H222ZM163 80V81H162ZM260 80V81H259ZM8 81H10V82H8ZM158 81H159V83H158ZM165 82V81H164ZM153 83V84H152ZM256 83V84H255ZM258 83V84H257ZM260 83V84H259ZM235 84H237V85H235ZM235 85V86H234ZM160 86V87H159ZM246 86V87H245ZM244 90H243V89ZM249 88H250V90H249ZM253 90H252V89ZM186 89V90H185ZM248 91H247V90ZM261 89V90H260ZM171 90H173V91H171ZM260 90V91H259ZM181 91V92H180ZM244 93V91H245V93L243 94L242 92ZM258 91H259V93H260V95L259 96H257L258 95ZM173 92V93H172ZM178 92V93H177ZM180 92V93H179ZM228 92H230V93H228ZM248 92H251L250 94L248 93ZM256 92V93H255ZM239 93V94H238ZM248 93V94H247ZM255 93V94H254ZM152 94H155V95H152ZM172 94V95H171ZM180 94V95H179ZM240 95V96H239ZM249 95L251 96V98H249ZM152 96H153V98H152ZM168 96V97H167ZM246 96V97H245ZM248 96V97H247ZM262 96V97H261ZM165 97H167V101H165L164 99H165ZM233 97H235V98H233ZM244 97V98H243ZM259 97H261V98H259ZM169 98V99H168ZM238 100H237V99ZM257 98H258V100H257ZM242 99V100H241ZM246 99V100H245ZM251 99V101L249 102L251 105H256L255 106V108H256V111H255V109L253 108V106L251 107L250 106V104H248L247 102L249 101ZM254 99H256L257 101H258V103H255V100ZM260 99V100H259ZM248 100V101H247ZM239 101H241V103H244L245 104V102H246V104H245V106L247 107H245V106H243L240 102L238 103ZM245 101V102H244ZM256 101V102H257ZM262 101V102H261ZM151 102V103H150ZM165 102H167V103H165ZM175 102H177V103H175ZM255 103V104H254ZM260 103V104H259ZM153 104V105H152ZM167 104H170V105H167ZM176 104V105H175ZM238 104L239 106H240V108L237 106V109H236V105ZM263 104V105H262ZM202 105H204V106H202ZM206 106H208V109L206 108ZM137 107H140L139 105H137V106H134V105H132L131 106V112H132V114L133 115H131V116H133V118H134V116H136V115H134V112H135V109L137 108ZM155 107V108H154ZM171 107V109H169V108ZM178 107V108H177ZM230 107V108H229ZM241 107H243V109H246L247 111L249 110V112H247V119H251V122L249 121L248 123L249 124H254V126H255V129H256V131H254L255 129H254V127H252L251 128V125L249 126V124H247V121L248 120H245L246 119V117L245 118H243L244 117V113L243 112H245L246 113V111L244 110H242V108ZM134 110H133V109ZM231 109V112L229 111V112H227V109ZM254 110H253V109ZM179 109V111L177 112V110ZM238 110V109H240V111L239 112H241V110H242V113H238V115L237 116H239V118L237 117V119H236V117H235V114H237V113H235V111L236 110ZM168 110V111H167ZM182 110V111H181ZM263 113H262V112ZM260 112H261V114H260ZM156 113V114H155ZM167 113L169 114V115H167ZM170 113H175V114H173V115H171ZM176 113H177V116H176ZM252 113H255L256 115H257V117H255L254 119H253V117H254V115L252 116ZM165 114H166V116H169L168 118H169V120H167L166 119V116H165ZM231 116H230V115ZM243 114V115H242ZM213 115V116H212ZM240 115H241V117H240ZM162 116V117H161ZM133 118L131 119L132 121H133ZM164 119V120H163ZM229 119H231V121L233 122H231ZM235 119V120H234ZM239 119V120H238ZM255 119H259V121H255V122H253ZM154 120V121H153ZM156 120V121H155ZM253 120V121H252ZM131 121V122H132ZM134 121H135V118H134ZM211 121V122H210ZM237 121H239V122H241V123H238L239 124V126L237 127V128H235V130L233 129V127H235V126H237L236 124H237ZM263 122H264V119L262 120ZM159 122V123H158ZM161 122H162V125H161ZM217 122H218V124H217ZM229 122V124H227V123ZM261 122V121H260ZM214 123H216V125H213ZM225 123V124H224ZM234 123H235V126H234ZM259 125L258 127H260V128H258L257 127V124ZM157 124H159V125H157ZM230 124H231V127H230ZM240 124H241V126H240ZM149 125V126H148ZM153 126L152 127V130L149 128H147V127H150V126ZM156 125V126H155ZM229 125V127H227ZM247 125V126H246ZM158 126V127H157ZM161 126V127H160ZM211 126H213V127H211ZM245 126L246 127H248V128H245ZM263 126V127H262ZM164 127V128H163ZM207 127H209V128H212V129H207ZM224 127V128H223ZM241 127V128H240ZM162 128V129H161ZM154 129V130H153ZM164 129V130H163ZM206 129H207V131H206ZM222 129V130H221ZM230 129V130H229ZM231 129L233 130V131H235L236 132V129H238L237 130V133H235V132H233L232 133V135L230 134L231 133ZM249 131H248V130ZM253 129V130H252ZM260 129V130H259ZM140 130V131H139ZM148 130H150V131H152V132H148L147 133V131ZM161 130V131H160ZM214 130H216L215 132L217 133V135H215L216 133L215 132H213ZM225 130V131H224ZM251 130V131H250ZM257 130H258V132H257ZM139 131V132H138ZM156 131V133H155V135L153 134V132H155ZM160 131V132H159ZM202 131V132H201ZM203 131H204V135H200V133H203ZM219 131H220V134L222 135H219ZM261 131H263V132H261ZM159 132V133H158ZM196 132L198 133V134H196ZM239 132V133H238ZM241 132H244V133H242L244 136H246V135H249V136H246V137H243V135L241 134ZM249 132V133H248ZM251 132H254V133H257V135L255 136V135H253V136H255L254 138L252 137V135H250V134H252ZM141 133H142V135H141ZM145 133L147 134V135H145ZM158 133V134H157ZM210 133V135H208V134ZM213 133H215L214 135H213ZM161 134H164V133H161ZM226 134V138L225 137H223L224 135ZM230 136H229V135ZM235 134H241L242 135V137H241V139L239 140V139H237L238 140V143L237 144H235V142H237V140L236 141H234V136H235ZM155 137H154V136ZM218 135H219V137H218ZM241 135H239V136H241ZM137 136V135H136ZM207 136H208V138H210V140L208 139L207 140ZM216 136V137H215ZM238 136V137H239ZM250 136H251V138H250ZM260 136V137H259ZM138 137V136H137ZM139 138V139H142V140H144V138L142 137V138ZM148 137L146 138L147 140H148ZM152 137V138H151ZM204 137H206V138H204ZM218 137V138H217ZM222 137L224 138V139H222ZM230 139H229V138ZM136 138V137H135ZM192 138V139H193ZM196 138L198 139V138H201V139H199V140H203L204 141V139H206L207 140V142L206 143H204L203 141L202 142H198V146H197V144H196ZM204 138V139H203ZM217 138V139H216ZM240 138V137H239ZM244 138H248L246 141L244 140ZM138 139V140H139ZM145 139V141L147 142V140ZM150 139L148 140V142L150 141ZM157 139V138H156ZM156 139L154 140H152L153 142H156ZM191 139V138H190ZM250 139H252V140H250ZM254 139H256V141L254 142ZM259 139H261V140H259ZM158 140V139H157ZM241 140H242V142L244 143V142H248V141H251V143L249 142V143H242L241 142ZM151 141V142H152ZM227 141V142H226ZM233 141V142H232ZM239 141H240V143H239ZM252 141H253V144H252ZM262 141V142H261ZM213 144L212 145V147L214 148V150H213V148L210 146V144L211 143ZM218 143H221V145L220 144H218ZM216 144V145H215ZM239 144V145H238ZM245 145V146H243V145ZM247 144V145H246ZM237 145V146H236ZM243 147H242V146ZM220 146V147H219ZM239 146H241L240 148H239ZM250 146V147H249ZM198 147H200V148H198ZM216 147V148H215ZM249 149H248V148ZM261 147V148H260ZM220 148V149H219ZM221 148L223 149V150H221ZM226 148H227V150H226ZM245 148V149H244ZM198 149V150H197ZM216 149H218L219 150V154L216 152V154L214 153V151H216ZM248 149V150H247ZM256 149H258V150H256ZM213 150V151H212ZM254 150V151H253ZM256 150V151H255ZM247 151H248V153H247ZM253 151V152H252ZM175 152V153H174ZM209 152H210V154H209ZM222 152V153H221ZM250 152V153H249ZM247 153V154H246ZM190 154V155H189ZM192 154V155H191ZM201 154V155H200ZM242 156H241V155ZM250 154H252V155H254V157L252 156L251 157V155ZM188 155H189V157H188ZM232 155H233V157H232ZM249 155V157L248 158H246L247 156ZM177 156V155H176ZM203 156V157H202ZM239 156H240V159H239ZM243 156H245L244 158H246L244 161L242 160V159H244L243 158ZM194 157V158H193ZM221 157H223V158H221ZM241 157H242V159H241ZM260 157V158H261ZM193 158V159H192ZM205 158V159H204ZM228 158V159H227ZM230 158V159H229ZM24 159H25V161H24ZM218 159H222L221 161L220 160H218ZM232 159V160H231ZM234 159H235V161H236V159L237 160H239V162L238 161H234ZM28 160V161H27ZM162 160H165L164 161V163L166 162V161H168L169 160V158H168V160H167V158H163ZM176 160V161H175ZM230 160L231 161H233V162H231L232 163V165H233V163H234V166H232V165H230ZM248 160V161H249ZM259 160V159H258ZM258 160H256V161H258ZM27 161V162H26ZM177 163V166H176V163ZM190 161V164L188 163ZM217 161H219V163H222V161H223V163H222V165L221 166H223L222 167V169H221V166H219V164H218V162ZM241 161H243L244 163H242ZM246 161V162H245ZM242 166H239V164ZM26 163V164H25ZM175 163V164H174ZM214 163H217L218 164V166H217V164H215L216 165V170H214L215 172L216 171H218V172H220V171H222V172H220V173H218L219 175H223V176H221L220 177V179L221 180H223V178H225L223 181H221L220 183H217L218 185L219 184H221L222 185V187H221V185H220V187L215 183L216 182V179H214L215 177H212L213 178V180L215 181H213V182H211L212 183V185L214 184L217 188H215V186H212L210 183H209V178H210V176H213V175H215V176H217L218 174H216L215 172H212V169H214L213 168V166H214ZM238 164V166L240 167V169L236 166L235 167V164ZM256 163L257 162H255V160H254V163H253V165H256ZM25 164V165H24ZM174 164V165H173ZM185 166H184V165ZM224 164V165H223ZM228 164V165H227ZM236 164V165H237ZM242 164H244V166L242 165ZM23 165V166H22ZM182 165L184 166V168L186 167L187 169H184V168H182ZM189 165H191L192 167H189ZM199 165H200V167H199ZM213 165V166H212ZM225 166V167H224ZM227 166V167H226ZM230 166V167H229ZM231 166L234 168V169H231ZM248 167V171L246 170V172H243L242 171V173L243 174H245L246 175V173L247 172H250L252 169H253V167L252 168H249ZM191 168H193V169H191ZM195 168V169H194ZM212 168V169H211ZM219 168H220V171H219ZM247 168V167H246ZM190 169V170H189ZM225 169V170H224ZM226 169H227V172H226ZM184 170H185V172H184ZM231 170V171H230ZM232 170H234L233 172H232ZM24 171V172H23ZM189 171L191 172V174H193L192 176H190V174H189ZM224 171V172H223ZM20 172H22V173H20ZM213 174V175H210L211 173ZM19 173V174H18ZM187 173V174H186ZM203 174V175H202ZM229 174H231V175H229ZM242 174V175H243ZM248 174V173H247ZM177 175H179L178 177H176ZM207 175H210V176H207ZM233 175V176H232ZM239 175H240V172H239ZM241 175V178L244 176H242ZM252 175V174H251ZM22 176V177H21ZM206 176H207V178L208 179H206ZM171 177H174V178H171ZM201 177H203V179L204 180H206L207 181V183H208V185L207 186H204V187H201L202 189L204 188L205 190L206 189H211V191H210V189L209 190H206L205 191V193L204 194H207V196H204V194H201L200 193V191L202 190H199V194H197V193H195V195L192 193V192H190L191 193V195H190V193H189V190H193L194 189V184H196L197 182V179L198 180H201L202 178ZM238 178H239V176H237ZM251 176H249V178H250ZM17 178H19V179H17ZM176 178V179H175ZM193 178V179H192ZM201 178V179H200ZM226 178H227V180H226ZM249 178H248V180H249ZM253 178V177H252ZM251 178V179H252ZM184 179V180H183ZM192 179V180H191ZM27 180L29 181V183H32V184H30V185H28L29 183H27V185L26 186H24V183H26L27 182ZM179 180H180V182H179ZM184 182H183V181ZM189 181V184H188V181ZM247 180V181H248ZM174 181H177V183H175ZM182 181V182H181ZM217 181H219V180H217ZM253 181V180H252ZM10 182H12V184H11V186L9 185L10 184ZM171 182V183H170ZM196 182V183H195ZM240 183L238 184V185H240L242 182H243V180H241V181H239ZM244 182H245V180H244ZM173 183H175L174 185H171V184H173ZM206 183V184H207ZM21 184V185H20ZM184 184V185H183ZM210 184V185H209ZM31 185H33V186H31ZM176 185V186H175ZM192 185V186H191ZM18 186V187H17ZM25 188V187H28L26 190H28L26 193L25 192H23V191H25V189L23 188V187ZM106 186V185H105ZM104 186V187H105ZM109 187H105V188H107V189H109L111 186H110V184L108 185ZM171 186H173V188H174V186L176 187L175 189H173ZM189 186H191V187H189ZM209 186V187H208ZM235 186H237V187H235ZM11 187V188H10ZM16 187V188H15ZM101 188V190L103 189V191L104 190H106L105 188ZM181 187V188H180ZM192 187H193V189H192ZM211 187H213V190H214V188H215V192L212 190V188ZM233 187H234V189H233ZM14 188V189H13ZM29 188H31V189H29ZM190 188V189H189ZM226 188V189H225ZM235 188H237V190L235 189ZM248 187L246 186V192H249V188L247 189ZM11 189V190H10ZM22 189V190H21ZM24 189V190H23ZM170 189H173V190H170ZM185 189V190H184ZM195 189L197 190V188L195 187ZM195 189H194V191H195ZM203 189V190H204ZM217 189H219V191L217 190ZM244 189V190H245ZM14 190V191H13ZM18 190H20L19 192H18ZM100 190V191H101ZM144 189H142L141 190V192L143 191ZM166 190H168V192H171L172 191V196L173 195H175V196H173L174 198H172V197H170L171 195H169L168 194V192L166 191ZM175 190V191H174ZM198 190H197V192H198ZM202 190V191H203ZM216 190H217V193L218 194H216ZM234 192H233V191ZM163 191H166V192H164L163 193ZM177 191H179V192H177ZM183 191V192H182ZM201 191V192H202ZM213 191V193H210V192H212ZM240 191H238V192H240ZM92 192V191H91ZM121 192H123V191H121ZM159 192H161V195H160V193ZM196 192V191H195ZM220 192H221V195H220ZM227 192V193H226ZM233 192V193H232ZM236 192V193H235ZM10 193H12V195H9ZM19 193V194H18ZM22 193V194H21ZM176 193V194H175ZM179 193V194H178ZM185 194V195H182V194ZM208 193H210V196H209V194ZM223 193V194H222ZM254 193V194H253ZM92 194V193H91ZM163 194H165L164 196H163ZM188 194H189V196H191V197H189L188 196ZM212 194H216V196H217V200L216 201H213V202H210V204L212 205L211 207L212 208H210L209 209V207H210V204L209 205H207V203L209 202V201H212L211 199H210V197L212 196ZM230 194V195H229ZM234 194H235V196H234ZM7 195V196H6ZM16 195V196H15ZM159 195V196H158ZM178 195V196H177ZM192 195L194 196V198L192 197ZM196 195H202V197L203 198H205L206 199V204H204L203 202H205V201H203V199H202V197H197ZM246 195V194H245ZM6 196V197H5ZM164 197V198H166V197H168V200L170 201H168V200H166V199H164V201H162L163 200V198L162 197ZM182 196L184 197V198H182ZM196 196V197H195ZM222 196V197H221ZM227 196V197H226ZM247 196V195H246ZM13 197V198H12ZM15 197V198H14ZM162 198L161 200H160V198ZM177 197V198H176ZM209 197V198H208ZM221 197V198H220ZM240 197H241V199L242 200H244V199H248V200H251V201H248V203H246L247 201L246 200H244V201H246L245 202V204L244 203H241L242 202V200L240 199ZM12 198V199H11ZM31 198V197H30ZM91 200V203H90V201H89V199ZM118 198H119V200H118ZM157 198H159V199H157ZM171 198V199H170ZM179 198H182V199H184L183 201H182V199H179ZM201 198V199H200ZM225 198V199H224ZM227 198V199H226ZM237 198H238V200H237ZM8 199V200H7ZM9 199L11 200L10 202H11V204H10V202H9ZM125 199H127V200H125ZM149 199H153V202H152V200H149ZM173 199V200H172ZM187 200V203H186V200ZM190 199H192L191 201H190ZM193 199H195V204L193 205V203H191V202H194V200ZM197 199H199L198 200V202L199 201H201L202 202V204H201V202L200 203H198V202H196L197 201ZM0 200H1V197H0ZM7 200V202H5ZM18 200V201H17ZM27 200V201H26ZM37 200V201H36ZM109 200V202L114 206H112V205H110V203H109V205L107 204V201ZM117 200V201H116ZM125 202H124V201ZM156 200H160V201H156ZM180 200V201H179ZM209 200V201H208ZM85 201V202H84ZM92 201H94V202H92ZM118 201H120L121 203H122V201L124 202V203H119ZM129 203H128V202ZM141 201H143V199L141 200ZM165 201H167V202H165ZM177 201H179V203H186V205H187V208H183L182 206L181 207H178V208H176V203H177ZM239 201V202H238ZM241 201V202H240ZM3 202H5V203H3ZM14 202H16L15 204H14ZM26 202V203H25ZM28 202V203H27ZM35 202V203H34ZM87 202H89L88 204H87ZM134 202V203H133ZM155 202V203H154ZM161 202H163L162 203V205H160L161 204ZM165 202V203H164ZM259 202H262V201H259ZM34 203V204H33ZM104 204V205H101V204ZM127 203H128V205H127ZM139 203V204H138ZM169 203V204H168ZM179 203L177 204V206L179 205ZM213 203V204H212ZM255 203V202H254ZM5 204H7V205H5ZM14 204V205H13ZM21 204H23V205H21ZM39 204V203H38ZM83 204V205H82ZM107 204V205H106ZM158 204V205H157ZM197 204V205H196ZM199 204V205H198ZM230 204V205H229ZM233 204H235V205H233ZM246 204H248V206L249 205H252V207H248ZM19 205V206H18ZM28 205V206H27ZM126 207H125V206ZM134 205V206H133ZM148 205H150V206H148ZM156 205H157V207H156ZM164 205H165V209H163L164 208ZM206 205V206H205ZM214 205H215V207H214ZM227 205V206H226ZM82 206V208L79 210V208ZM108 206H110V207H112V209H109V208H107ZM131 206H133V207H131ZM140 206H141V208H140ZM154 206V207H153ZM180 206V205H179ZM188 206H190V208L188 207ZM201 208H200V207ZM208 206V207H207ZM233 206V207H232ZM121 207V208H120ZM162 207V208H161ZM170 207V208H169ZM191 207H192V209H191ZM204 207V208H203ZM214 207V208H213ZM228 207V208H227ZM16 208V209H15ZM18 208H19V211H18ZM87 208V209H88ZM125 208V209H124ZM128 208V209H127ZM138 208V209H137ZM175 208L176 209H178L177 210V212H176V210H175ZM179 208H182L183 209V211H182V214L181 213H178V211L180 210H182V209H179ZM189 208V209H188ZM76 209V210H75ZM110 211V212H106V211H108V210ZM116 209H118V210H116ZM120 209H123L122 211L120 210ZM135 209H137V210H135ZM142 209H143V211H142ZM153 209V210H152ZM155 209H157V210H155ZM158 209H160L159 211H158ZM162 209H163V213H164V215H163V213H162ZM190 211V212H192V214H194L193 213V209H195L194 210V212L196 213V215L194 214V216H192L191 214H190V212L188 211V210ZM192 211H191V210ZM201 209V210H200ZM208 209V210H207ZM245 209V210H244ZM85 210H86V208H85ZM145 210V211H144ZM147 210V211H146ZM167 210L169 211V212H167ZM175 212H174V211ZM204 210V211H203ZM77 211H78V213H77ZM113 211H114V213H113ZM127 211V212H126ZM131 211H133L132 212V214L130 213ZM173 211V212H172ZM179 211V212H180ZM203 211V212H202ZM206 211V212H205ZM85 212V211H84ZM98 212V213H97ZM116 212V213H115ZM119 212V213H118ZM121 212H122V214H121ZM126 212V213H125ZM161 212V213H160ZM167 212V214H165ZM189 212V213H188ZM233 212V213H232ZM19 213V214H18ZM111 213V217H110V214ZM135 213V214H134ZM138 213V214H137ZM144 213V214H143ZM170 215H169V214ZM172 213H174V214H177L176 215V217L175 216H173V218L175 217V221H173V222H176L177 220H178V222L177 223H175V224H168L167 225V223L168 222H171L172 221V215H174V214H172ZM203 213V214H202ZM208 213V214H207ZM215 213V214H214ZM18 214V215H17ZM79 214H80V216H79ZM83 214V213H82ZM114 214H115V217L116 218H114L113 216H114ZM125 214V215H124ZM129 214V215H128ZM155 214V215H154ZM186 214V215H185ZM189 214L191 215V216H189ZM202 214V215H201ZM206 214H207V217H206ZM234 214H235V216H234ZM257 214V215H256ZM33 215V216H32ZM70 216H72L71 215V213L69 214ZM93 215V216H94ZM107 215H109V217H107ZM118 215L120 216L119 218H118ZM124 215V216H123ZM132 215V216H131ZM144 215V216H143ZM165 215H169V216H165ZM179 215H183L182 217L180 216V219L181 218H188L187 219V221H189L188 223H187V225H185L184 226V224H181V223H183V221L185 222V220L184 219H182L183 221L181 222V220L179 221ZM200 215L202 216V220H201V218H200ZM203 215L205 216V217H203ZM103 216V217H102ZM160 216H162V219H161V217ZM164 216V217H163ZM188 216V217H187ZM197 218H196V217ZM226 216V217H225ZM228 216V217H227ZM73 217H68V219L66 218V221L69 223V218H73ZM147 217V218H146ZM166 217V218H165ZM167 217H168V219H167ZM190 217L194 220H197L198 218L201 220V221H199V220H197V222L195 221H193L192 222V219L190 220ZM243 217V216H242ZM248 217V216H247ZM85 220H84V219ZM111 218V219H110ZM114 218V219H113ZM156 218V219H155ZM164 218L166 219V222L164 221ZM178 218V219H177ZM206 220V222H204L205 224H206V226H207V228L209 229V231H208V229H206L207 231H205V232H208L207 233V235L205 234V232H203V230H201L202 232H200L199 231V227L201 226V229H202V227H203V224L204 223H199V222H203V220L204 219ZM234 218V219H233ZM245 218H246V216H245ZM26 219L27 220H29V221H26ZM77 219V218H76ZM106 219H110V221H112V223L109 221V220H106ZM123 219V220H122ZM147 219V220H146ZM177 219V220H176ZM263 219H262V221H263ZM32 220V221H31ZM72 220V219H71ZM115 220V221H114ZM131 220V221H130ZM142 220V221H141ZM155 220V221H154ZM208 220V221H207ZM238 220V221H237ZM244 220V219H243ZM242 220V221H243ZM28 222V223H26V222ZM35 221V222H34ZM86 221H88V224L89 225H86L87 224V222ZM96 221V222H95ZM124 221V222H123ZM168 221V222H167ZM210 221V222H209ZM214 221V222H213ZM25 222V223H24ZM107 222V223H106ZM120 222V223H119ZM132 222H133V224H132ZM137 222H139L140 224H138ZM148 222V223H147ZM159 222V223H158ZM164 224H163V223ZM173 222H171V223H173ZM181 222V223H180ZM212 222V223H211ZM237 222H239V225L237 224ZM259 222H261V224L259 223ZM65 223V222H64ZM68 223H66V225L64 224L63 225V227L62 226H60V228H62V230H63V232L65 231L66 232V230L67 231H69V229H68ZM84 223H86V224H84ZM109 223H111V225L109 224ZM131 223V224H130ZM181 224V228H180V224ZM193 223L195 224V225H193ZM255 223H257V224H255ZM3 224V225H2ZM14 224H16V222L14 223ZM13 224V225H14ZM26 224H27V226L28 227H30L31 228V225H33V227L30 229V228H26ZM92 224V225H91ZM93 224H95V225H93ZM117 224V225H116ZM120 224H122V225H120ZM138 224V225H137ZM188 224H189V227H188ZM227 224V225H226ZM237 224V225H236ZM260 224V225H259ZM91 225V226H90ZM115 225V226H114ZM120 227H119V226ZM162 225H163V227H162ZM186 227L185 229H184V227ZM200 225V226H199ZM210 225H212V226H210ZM215 225H218V226H215ZM230 227H229V226ZM241 225V226H240ZM248 225V224H247ZM20 226V227H19ZM65 226V227H64ZM93 226V227H92ZM106 226V227H105ZM117 226V227H116ZM134 226V227H133ZM174 226V227H175ZM196 226V227H195ZM205 226V227H206ZM241 228H240V227ZM25 227V228H24ZM84 227V228H83ZM86 227V228H85ZM95 227V228H94ZM103 227V228H102ZM127 229H126V228ZM182 227H183V229H182ZM195 227V228H194ZM199 229H198V228ZM224 227V228H223ZM226 227V228H225ZM232 227V229H230ZM233 227H235V228H233ZM18 228H21V229H18ZM94 228V229H93ZM108 228V229H107ZM114 228V229H113ZM116 228V229H115ZM194 228V229H193ZM204 228V227H203ZM212 228H213V230H212ZM230 230H229V229ZM84 229V230H83ZM89 229H91V231L89 230ZM130 229V230H129ZM136 231H135V230ZM140 229V230H139ZM153 229V230H152ZM175 229V228H174ZM189 231V230H191V232H192V236L191 235H189L190 233L189 232H187V233H189V234H185L184 232H186L187 230ZM227 229V230H226ZM236 229L238 230V231H240L239 229H241L242 230V232L240 231V233H238V232H236ZM255 229V230H254ZM257 229V230H256ZM10 230H13V231H10ZM15 230V231H14ZM25 230V231H24ZM28 230V231H27ZM83 230V231H82ZM89 230V231H88ZM93 230H94V232H93ZM109 230V231H108ZM123 230V231H122ZM144 230H145V233H143L144 232ZM211 230V231H210ZM221 230V233H223L224 234V238L222 237V234H220V232H218V231H220ZM228 231V233H229V231H231V236H234V238L233 237H231L229 234H228V236L229 237H231V238H233L232 240H229L230 238H228L227 236H226V234H225V232H223V231ZM3 231H6V232H3ZM7 231H9V232H7ZM18 231V232H17ZM149 231V232H148ZM164 231V232H163ZM182 231V232H181ZM213 231V232H212ZM257 231V232H256ZM10 232H11V234H10ZM27 232V233H26ZM77 232V233H76ZM80 232V233H79ZM86 232V233H85ZM88 232V233H87ZM91 234H93L92 236H90L89 234L90 233ZM97 232V233H96ZM99 232V233H98ZM107 232V233H106ZM112 232V233H111ZM198 232V233H197ZM233 232H234V234H233ZM60 233V232H59ZM68 233V232H67ZM105 233L107 234V235H105ZM183 234V235H181V234ZM201 233V234H200ZM238 235H237V234ZM247 233V234H246ZM259 233V234H258ZM75 234H78V236L77 235H75ZM103 234L105 235V238L103 237ZM111 234V235H110ZM118 234H119V237H118ZM124 234V235H123ZM217 234H220V236L224 239L223 240V243H225L226 244V246H225V244H223L221 241H222V238H220V240L217 242L216 241V243H214V245L213 246H210L209 248L211 249V251L209 250V248L208 247H206L207 245V241H208V237H213V236H218ZM233 234V235H232ZM235 234H236V236H235ZM242 234V235H241ZM243 234H246V235H243ZM28 235V236H27ZM29 235H30V237H29ZM33 235V236H32ZM75 235V236H74ZM115 235H117V236H115ZM120 235L122 236V237H120ZM127 235H129V236H127ZM144 235V236H143ZM185 235V236H184ZM189 235V239L187 238L186 239V236H188ZM193 235H194V237H193ZM205 235V236H204ZM82 236V237H81ZM114 236H115V239H116V243H118L119 242V244H115V239H114ZM123 236H124V238L126 239H123ZM127 236V237H126ZM143 236V237H142ZM172 236L174 237L173 239L174 240H176V243H174L175 241L172 239ZM190 236H191V238H190ZM206 236H208L207 238H206ZM225 236H226V239L228 240V241H226V239H225ZM249 236V237H248ZM262 236V238H264ZM72 237V238H71ZM106 237L108 238V240L106 239ZM109 237H111V239L112 240H110L109 239ZM113 237V238H112ZM147 237V238H146ZM177 239H176V238ZM193 237V238H192ZM201 237H203V238H201ZM236 237V238H235ZM243 238L244 240H245V243H244V241H243V243H241L239 240H238V238ZM5 238V239H4ZM95 238V239H94ZM102 238H104V240H107L108 242H104L103 243V241L102 240H100V242H99V239H102ZM117 238H118V240H117ZM120 238H122L121 240H119ZM136 238V239H135ZM181 238V237H180ZM204 238H206L207 240L205 241L206 243H204V241H203V239ZM66 239H68V238H66ZM75 239V240H74ZM187 241H186V240ZM236 239V240H235ZM242 239V240H243ZM3 240V241H2ZM16 240V241H15ZM45 240V239H44ZM54 240V241H55ZM98 240V241H97ZM124 240V241H123ZM142 240V241H143ZM151 240V239H150ZM154 240H156V239H154ZM185 240V241H184ZM194 240V241H193ZM205 240V239H204ZM241 240V241H242ZM18 241V242H17ZM45 241H47V240H45ZM43 242L42 244H44V243H47V242ZM67 241V242H68ZM78 241V242H77ZM97 241V242H96ZM114 243H113V242ZM126 241V242H125ZM203 241V242H202ZM249 241H250V243H249ZM6 244H5V243ZM28 242V243H27ZM56 242V241H55ZM123 242H124V244H123ZM149 242V241H148ZM155 242V241H154ZM178 242H179V244H178ZM231 242V246H230V243ZM2 243H3V247H2ZM94 243L96 244V245H94ZM112 243V244H111ZM150 243V245H149V247H146V245L148 246V244ZM149 243H146V244H144L145 245V247L146 248H150V246H151V244H154V243H151V242H149ZM173 243H174V245H173ZM194 243V244H193ZM220 243V244H219ZM13 244V245H12ZM41 244V245H42ZM88 244V245H87ZM107 244H109V245H107ZM113 244H115L114 246H113ZM200 244V245H199ZM222 244V245H221ZM227 244H229V246L227 245ZM233 244V245H232ZM251 244V245H250ZM254 246H253V245ZM70 245H72V249L70 248L71 246ZM96 246V247H92V248H90V246ZM117 245V247H115ZM118 245H119V247H120V245H121V247H122V245H123V247L124 248H119V249H117L118 248ZM144 245H143V247H144ZM187 245H188V247H187ZM192 245V246H191ZM194 245V246H193ZM197 245V247H195ZM204 245H206L205 247H204ZM216 245H217V247H218V249H217V247H216ZM218 245H221L220 246V248H219V246ZM235 245V246H234ZM55 246V247H54ZM60 246V245H59ZM75 246V247H74ZM108 246H109V248H108ZM136 246V245H135ZM172 246H173V248H172ZM175 246V247H174ZM232 246H234V247H232ZM61 247H62V245H61ZM128 247H130V248H128ZM144 247V248H145ZM164 247H166V246H164ZM166 247V248H167ZM187 247V248H186ZM189 247H191V248H189ZM195 247V249H193ZM213 247V248H212ZM229 247H231V248H228ZM29 248H31V249H29ZM53 249V255H52V253H51V251H52V249ZM67 248H69L70 249V252H73L72 254L74 255V251H75V254L77 255H74V257L72 258V254H71V256H68V257H70V258H68L66 255L67 254H69V253H67L66 255L64 254V256L66 257V258H64V256H62L60 259H56L55 260V262L53 263V260L56 258V257H58V256H60V251H65ZM87 248V249H86ZM91 250H90V249ZM98 248V249H97ZM106 248V249H105ZM115 248H116V250H115ZM143 248V250H146V249H144ZM170 248H171V250H170ZM183 248H185V250L183 249ZM198 248V249H197ZM202 248V249H201ZM227 248V249H226ZM244 248H248V249H251L252 251H247V253L248 254H244V253H246L245 252V250L243 251L242 249H244ZM9 249V250H8ZM22 251H21V250ZM63 249V248H62ZM90 250L89 252H90V254H89V252H87V250ZM104 250V253L102 252V251H100V252H98V250ZM120 249H124V251H122V252H120L121 253V255L123 254V253H125L124 255H119V251L118 250H120ZM126 249V250H125ZM127 249H128V251H127ZM141 249H142V247H141ZM141 249H138V250H141ZM158 249H160V247L158 248ZM175 249V250H174ZM180 249H183L184 251H180ZM187 249V250H186ZM199 249H201V251L202 252H199L198 250ZM213 249V250H212ZM217 249V250H216ZM2 250H4L5 252L4 253H6V254H4L3 252H2ZM20 250V251H19ZM58 250V251H57ZM83 250V251H82ZM94 250V251H93ZM97 250V251H96ZM113 250V251H112ZM115 250V251H114ZM163 250H164V252H163ZM204 250V251H203ZM223 250V251H222ZM229 250V251H228ZM243 251V253L242 252H240V251ZM247 250V249H246ZM10 252V251H12V252H10V254L12 253L13 255L11 256L8 252ZM27 251H29V252H27ZM32 251V252H31ZM48 251H50L49 253H48ZM67 251H68V249H67ZM67 251H65V252H67ZM118 251V253H115V252H117ZM121 251V250H120ZM158 251H160V250H157L156 251V253H155V251L154 252H152V257H151V255H149L150 257H151V259H150V261L153 259V258H155L154 260H152V261H155L156 260V257L158 256L159 258H161L162 256H161V254L162 253H160V254H157L158 253ZM166 251V252H165ZM171 251V252H170ZM195 251H197V252H195ZM210 251V252H209ZM217 251V253H214V252H216ZM228 252V254H225V252ZM261 251V252H260ZM26 252H27V254H26ZM46 252V253H45ZM65 252H63V253H65ZM84 252V253H83ZM112 252V253H111ZM177 252H179V253H181V256H176L178 253ZM229 252L230 253H232V255L231 254H229ZM20 253V255H18ZM30 254V256H29V254ZM32 253V254H31ZM35 254V256H34V254ZM81 253V254H80ZM95 255L94 256V260H92L93 259V255ZM108 253V254H107ZM113 253H115V254H117V255H119V256H117L116 257V255H114ZM133 253V254H132ZM155 253V254H154ZM175 253H177L176 255H175ZM186 253V254H185ZM198 254V255H195V254ZM221 253H223L222 255H221ZM263 255H262V254ZM4 254V255H3ZM7 254H9V255H7ZM101 254V255H100ZM184 256H183V255ZM191 254V257H189L188 255H190ZM225 254V255H224ZM238 254V255H237ZM249 254H250V256H249ZM259 254V255H258ZM89 255H91V256H89ZM131 255V256H130ZM179 255V254H178ZM193 255V256H192ZM230 255V256H229ZM237 255V256H236ZM244 257H247L246 259H240V257L242 258V256ZM254 255V256H253ZM1 256H2V258H1ZM6 256V257H5ZM9 258H8V257ZM17 256V257H16ZM29 256V257H28ZM39 256V257H38ZM109 256V257H108ZM130 256V257H129ZM161 256V257H160ZM174 256V257H173ZM176 256V257H175ZM206 256H207V258H206ZM215 256H217V257H215ZM227 256V257H226ZM249 256V257H248ZM251 256H253V257H251ZM255 256H256V258H255ZM259 258H258V257ZM12 257V258H11ZM33 257L35 258H37L39 261H36L37 259H33ZM87 259H86V258ZM89 257V258H88ZM90 257L92 258L91 260L92 261H87L88 259H90ZM100 257V258H99ZM106 257V258H105ZM115 258V259H117V260H115V259H112V258ZM119 257V258H118ZM126 257V258H127ZM157 257V259H159ZM180 257H181V260H180ZM221 257H223L222 259H221ZM224 257H225V259H224ZM237 257V258H236ZM262 259H261V258ZM4 258V259H3ZM76 258V259H75ZM83 258H84V260H83ZM97 258V259H96ZM102 258V259H101ZM124 258V259H123ZM187 258V259H188ZM196 258H193L194 259V264L196 263L195 262V260H196ZM217 260L216 262H215V260ZM228 258V259H227ZM250 260H249V259ZM254 258V259H253ZM6 259H8V260H6ZM73 259V262H71L70 260H72ZM85 259H86V261H85ZM101 259V260H100ZM118 259H122L121 261L120 260H118ZM149 259H146V260H149ZM198 259V258H197ZM206 259H207V261H206ZM241 260L242 262H240L239 260ZM252 259V260H251ZM75 260V261H74ZM114 260V261H113ZM127 260V259H126ZM204 260L206 261V262H204ZM214 260V261H213ZM237 260V261H236ZM246 260H248V262L246 261ZM256 260V261H255ZM35 261V262H34ZM49 261H51V262H49ZM70 261V262H69ZM99 261V262H98ZM103 261V262H102ZM118 261V262H117ZM123 261V262H122ZM130 261V260H129ZM127 262V263H131V261L130 262ZM150 261H148V263H147V261L145 262V264H150ZM152 261H151V263H152ZM159 260H157V262H158ZM209 261V262H208ZM213 261V262H212ZM231 261V262H230ZM239 261V262H238ZM8 262V263H7ZM68 262V263H67ZM93 262V263H92ZM98 262V263H97ZM113 262V263H112ZM164 262V261H163ZM187 262V263H188ZM220 262V263H219ZM238 262V263H237ZM126 263V264H127ZM155 263V262H154ZM154 263H152V264H154ZM160 263V262H159ZM188 263V264H189ZM190 263V264H191ZM199 263V264H200ZM141 264H144V261L141 263ZM155 264H157V263H155ZM162 264V263H161ZM165 264V263H164Z\"/></svg>",
    "mask_w": 264,
    "mask_h": 264
},
{
    "label": "built area",
    "instance_id": "obj_3",
    "mask_svg": "<svg viewBox=\"0 0 264 264\" xmlns=\"http://www.w3.org/2000/svg\"><path fill=\"white\" fill-rule=\"evenodd\" d=\"M206 39H207V36H206V34H204L203 35V40L206 41Z\"/></svg>",
    "mask_w": 264,
    "mask_h": 264
}]
</instances>
